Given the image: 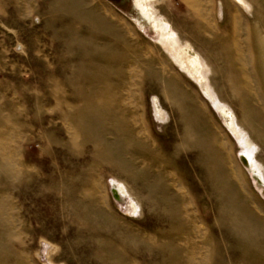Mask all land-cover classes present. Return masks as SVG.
<instances>
[{
    "label": "rangeland",
    "instance_id": "1",
    "mask_svg": "<svg viewBox=\"0 0 264 264\" xmlns=\"http://www.w3.org/2000/svg\"><path fill=\"white\" fill-rule=\"evenodd\" d=\"M68 1L0 0V264H158L130 243L135 233H166L157 200L143 189L155 174L185 196L196 243L207 258L214 255L211 264H264V242L241 241L230 216L242 211L264 223V189L242 156L250 152L264 179V132L244 109L245 74L264 108V54L248 56L231 23L238 19L250 42L254 34L264 40L262 0H246L249 11L232 0L151 3L177 37L173 52L132 0H85L83 16L94 13L115 29L95 32L94 20L79 18ZM90 37L97 44L88 48ZM187 44L248 148L181 69L175 53ZM237 47L244 50L240 61ZM114 49L121 64L104 69L102 53ZM119 72L126 79L117 81ZM153 99L165 121L157 119ZM94 110L103 113L99 127ZM186 118L188 136L211 144L210 153L201 143L174 150ZM98 135L113 152L117 145L132 148L145 165L131 174L102 160ZM112 182L128 196L117 197Z\"/></svg>",
    "mask_w": 264,
    "mask_h": 264
},
{
    "label": "bare ground",
    "instance_id": "2",
    "mask_svg": "<svg viewBox=\"0 0 264 264\" xmlns=\"http://www.w3.org/2000/svg\"><path fill=\"white\" fill-rule=\"evenodd\" d=\"M161 1L162 0H132V6H133V10L136 11L139 18L143 21H146L149 25H151L155 30V32L159 33V35L163 39L165 43V47L170 52H173L174 47L179 44V43L177 44V37L173 32L172 28L167 23L158 19V17L156 16L155 12L151 7L152 6L151 3L161 2ZM232 1L237 6L242 8L244 11L250 10V6L246 2V0H232ZM262 2H263L262 7L264 10V0H262ZM85 4H86L85 0H69L65 5V7L68 9H76L79 12L78 13L79 18L81 17L82 19H84L85 17L88 18L90 17L91 21L94 20V25H91V27H89V29L92 30L93 32L99 30L100 28L99 26L105 28L104 30L107 31L115 30L113 27H108L106 22L101 17L95 15L94 13L90 12L88 16L87 15L83 16L82 12L85 7ZM220 8H221V3H220ZM231 23L233 28V36L232 35L231 36L235 39V41H240V40L243 41V44L245 46V52L246 54H248V56H252L253 58L256 53L259 55L264 54L263 39L259 40L257 35L254 34L252 36L253 40L252 42H250V37L247 32V29L246 28L244 29L242 23L236 18H232ZM242 33L244 34L243 37L241 35ZM123 43L125 44V41H123ZM96 44L97 43L95 41V38L93 37H90L86 40V46L88 48H91ZM98 46L101 47V49L103 50L106 49L105 48L106 46L104 44L103 45L99 44ZM189 46L190 45L187 44L184 49L180 48V50L178 51L176 50L175 58L179 63L181 69L185 70L190 77L196 80L202 93L209 99L212 105L222 116L229 131L234 135V137L240 142L241 145H243L245 148H248L249 143L248 141L245 140L244 134L237 127L234 113L230 109H228L225 105L217 101L209 85V82H207V80L204 77V73H203L204 63H202L200 57L197 54H195L194 51H192ZM237 50H238V61H240L244 53V50L239 49L238 47ZM111 53L112 54L116 53L118 56L117 59L114 58L111 55ZM99 61L100 62L98 63H101L104 69H112L113 67L121 64L120 62L121 58H119V53L116 50L114 52L113 51L110 52L107 55L102 53V58ZM253 62L254 65L255 64L258 65L254 61V59ZM116 76L118 78L117 81L126 79L127 77V75H124L122 72H119ZM245 77L247 80V82H245L246 84L245 93L247 96L246 98L247 101L244 102V109L246 111V114L250 115L257 123V125L262 128L264 132V114H263L264 108H263V104H261V106L257 104L262 99L260 92L252 88L253 82L250 81L251 78L247 74H245ZM230 84L229 86L232 87V85ZM232 90H234V92L238 91V90L235 91L236 88ZM153 104L157 119L160 121H165L167 117L165 113L160 109L155 99H153ZM102 114H103L102 112L97 113L95 110L94 112H92L91 116L92 119L94 120L93 125L96 124L95 127L96 126L99 127L101 124L103 125V121L101 117ZM183 121H184L183 123L184 128L182 129L183 135L180 138V143L178 144L179 146L175 147L174 150L175 149L183 150L184 148L194 149L196 147V144L201 143L203 147H205L206 152L210 153L212 149L211 144L207 145L203 141L198 143L194 142L188 136V134L190 133L189 132L190 127H188V125L189 122L192 121V119L190 120L189 118H186ZM82 130L84 131L85 128H83ZM96 141L98 142V144H102L103 146L99 151L101 159L114 161L115 163L114 167L122 170L125 173L130 172L132 174L134 173L133 170L139 169L138 167H140L141 164L145 165L142 161L135 160L132 157V154H134L135 151L132 150V148H129L130 152L127 151L126 148H128V146L125 144L117 145L115 151L113 152L110 150L109 144L104 135H98ZM135 143L138 147V143L136 140ZM242 156L244 163L246 164L245 167L248 169L249 173L252 174V177L258 183V186L264 189L263 175L260 169L258 168V166L256 165V163L251 158L250 152L246 150V152L243 153ZM209 160L210 159H208V161ZM219 165L225 166V163L219 162ZM149 180L150 182L146 186H143V189L146 190L151 197L157 200V205L160 210L159 214L161 216V223L163 227L166 229V233L158 234L157 236L155 235L144 236V235H140L139 233L138 234L135 233L134 235L130 236V243L133 245V247H138L142 252L147 253L148 256H150L151 258L159 260L158 264H211V261L214 260L213 259L214 255L213 256L211 255V258H207V256L202 253V248H200L196 243V238L198 239L200 238L198 237L199 232L198 230H196L197 228L193 222V219L189 215V210L185 206L186 204L185 196L182 193H176L175 191L174 192L171 191L168 185L165 184L167 180L160 177L157 174L149 177ZM158 180L161 183H157ZM112 185H113V191L117 197L128 196L127 190L123 185L116 184L114 182H112ZM130 207L134 214L138 212L139 208L134 202L131 201ZM230 216L233 219L232 228L235 234L237 235V237L241 241H246V242L250 241L251 243L253 241H258L261 243L264 242V223L262 221L260 222V220L257 217L256 218L251 217L250 219L246 213L236 210L230 213Z\"/></svg>",
    "mask_w": 264,
    "mask_h": 264
}]
</instances>
